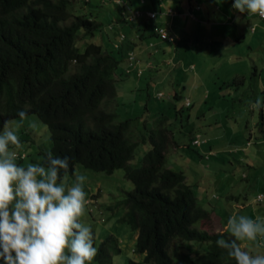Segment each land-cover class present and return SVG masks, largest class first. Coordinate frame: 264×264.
Masks as SVG:
<instances>
[{
	"label": "trees",
	"instance_id": "trees-1",
	"mask_svg": "<svg viewBox=\"0 0 264 264\" xmlns=\"http://www.w3.org/2000/svg\"><path fill=\"white\" fill-rule=\"evenodd\" d=\"M145 1L158 8V0ZM197 1L186 0L192 7ZM109 3L119 10L121 22L110 15ZM139 4L0 0V132L4 121L25 110L37 115L50 132L51 146L37 151V164H44L52 152L54 157L70 158L67 174L76 164L106 173L123 169L132 188L115 208L123 209L120 221L136 231L134 251L142 255L139 261L130 259V264H235L216 244L221 234L231 239L230 231L210 234L198 226L215 209L202 205L197 182H189L183 170L165 165L171 146L193 144L174 138L171 118L164 112L145 128V121L136 126L132 119H119L114 110L117 81L130 74L135 62L129 36L121 28L134 29L139 40L156 34L146 20L128 19ZM143 143L147 150L141 164L132 166L136 147ZM16 153L19 159L27 156L23 150ZM248 202L246 198L244 206ZM192 244L198 248L192 249ZM96 249L94 260L110 264L111 254L119 252L118 238L105 236Z\"/></svg>",
	"mask_w": 264,
	"mask_h": 264
},
{
	"label": "rangeland",
	"instance_id": "rangeland-1",
	"mask_svg": "<svg viewBox=\"0 0 264 264\" xmlns=\"http://www.w3.org/2000/svg\"><path fill=\"white\" fill-rule=\"evenodd\" d=\"M201 2L211 7L217 5L220 10L231 9L229 0ZM109 6L110 15L120 16L116 6L109 3L106 7ZM226 23L221 24L224 30L219 35L208 34L187 43L188 50L184 49L186 45L175 50L171 42L156 36L143 38L142 44L151 40L147 59L156 64L143 70L141 76L125 74L117 81L114 108L119 119H132L136 126L144 125L145 121V128L164 112L171 118L175 139L193 144L199 133L211 144L217 156L210 159H206L207 153L203 157L198 155L199 150L205 152L209 148L208 144L171 146L165 155L166 166L183 170L189 182H197L202 205L214 207L210 216L198 225L210 234L226 231L232 215L264 222V199L256 203L253 200L258 191H264V107L259 110L251 107L258 98L264 101V28L253 22L256 30L251 32L249 23L242 19L225 26ZM237 32L242 33L240 41L235 39ZM191 62L194 69H189ZM123 66L122 63L118 70H123ZM159 91L164 93L162 97L158 96ZM174 92L181 97H174ZM185 97L191 100L189 107L183 106ZM182 106L177 112L176 108ZM9 122L22 145L19 149L10 146V150L27 153L23 159L17 157L16 163L23 167L37 164L40 161L37 151L51 146L47 125L35 114H28L20 127H16L19 117ZM33 122L34 129L30 127ZM146 150L145 143L139 144L130 164L140 165ZM77 174L87 178L83 185L85 214L80 222L91 227L96 248L105 236L113 235L118 238L119 252L111 254L110 264H130V259H142L134 251L136 231L120 221L123 209L115 208L117 201L132 188L123 169L106 173L76 164L73 173L63 176L65 184H74ZM246 198L249 202L244 206ZM239 243L252 254L264 255V237ZM191 248L196 250L198 245L192 244ZM91 264L100 263L93 259Z\"/></svg>",
	"mask_w": 264,
	"mask_h": 264
},
{
	"label": "clouds",
	"instance_id": "clouds-1",
	"mask_svg": "<svg viewBox=\"0 0 264 264\" xmlns=\"http://www.w3.org/2000/svg\"><path fill=\"white\" fill-rule=\"evenodd\" d=\"M233 9L264 18V0H234ZM237 17V21H239ZM259 110L264 101L251 105ZM28 113L18 111L22 126ZM10 122L0 134V261L2 264H91L97 255L94 233L80 222L85 214L87 179L75 176L67 185L63 176L70 171V158L48 152L44 164L16 163L21 141ZM33 129L36 124H30ZM59 181V183H58ZM231 239L216 241L235 264H264V255L252 254L239 243L264 237V222L232 215L227 221Z\"/></svg>",
	"mask_w": 264,
	"mask_h": 264
},
{
	"label": "crops",
	"instance_id": "crops-1",
	"mask_svg": "<svg viewBox=\"0 0 264 264\" xmlns=\"http://www.w3.org/2000/svg\"><path fill=\"white\" fill-rule=\"evenodd\" d=\"M140 3L138 7H134L135 10H140L144 12L141 17L138 19L141 21H147L149 25L154 26V30L158 26H164L166 30L168 31L169 35L172 37V40H166L161 39L156 30V34L150 35L156 36L160 40H166L168 42H171L175 46V50L180 46H185L184 49L188 50L187 43L192 44L195 41H198L197 39L208 36V34L211 37H214V35H219L222 33L224 29H222L221 24L223 22H227L224 24L225 26L227 24H231L232 22L237 21V17L245 21V23H249L250 25V31H251V23H257L261 27L264 28V19L260 18L257 14H245L240 13L235 9H232L233 2L232 0H229L231 4V9H224L220 10L217 5L214 7L207 6L204 3L201 2V0L197 1L195 3V6L192 7L190 3H187L186 0H180L178 4H175L176 0H158V8H152L151 4L148 1L145 0H138ZM194 2V1H193ZM197 6H199L197 8ZM167 9H172V12L169 13ZM147 11H154L156 12V15L154 18H151L146 14ZM250 15V16H249ZM118 20L121 22V17L118 16ZM121 24H119L120 26ZM254 26V25H253ZM255 27V26H254ZM121 28V26H120ZM118 31L119 29L116 28ZM133 30V31H132ZM128 29V28H121V31H125L126 34H128V47L129 50L133 52V56L135 57L134 66L131 67V72L134 73L136 76L140 75L143 70H147L151 65H154L156 63H153L149 59H147V56L150 55V53L146 50H149V46H151L152 42L151 40L148 41L147 44H142V40L137 39L138 33L134 29ZM256 29L254 28V32ZM129 31V32H128ZM226 31V29H225ZM224 31V32H225ZM236 33L235 39L240 41L242 39V34ZM241 37H240V36ZM136 46L139 48V50L135 51ZM164 48V47H162ZM165 50V48H164ZM148 52V53H147ZM159 64V63H157ZM189 69H194V64L191 62L189 65ZM141 76V75H140ZM159 97H162L164 95L163 92L159 91L158 93ZM176 95V92L173 93V96ZM181 97V96H180ZM184 98L183 104L185 106L191 105V100L189 105L185 104ZM264 131V130H263ZM193 145L201 147L203 144H208V142L205 140V138H202V136L199 133H196V136L193 139ZM209 148L203 151H198V153L203 157L204 153L208 154V158H211L212 156L216 157L217 155L214 154V150H212L211 144H208ZM206 154V155H207ZM188 173L190 170H186ZM264 199V191H258L256 193L255 198L253 199L254 202H259ZM261 217V216H259ZM264 217V216H263ZM261 217V218H263ZM0 264H2V261H0Z\"/></svg>",
	"mask_w": 264,
	"mask_h": 264
},
{
	"label": "built area",
	"instance_id": "built-area-1",
	"mask_svg": "<svg viewBox=\"0 0 264 264\" xmlns=\"http://www.w3.org/2000/svg\"><path fill=\"white\" fill-rule=\"evenodd\" d=\"M116 2H118V3H124V0H116ZM232 2L234 3V0H232ZM199 6H197V8H198ZM167 11L169 12V13H171L172 12V9H167ZM144 12H142V11H140V10H130V13L128 14V19H130V20H133V19H135V18H139V17H141V15L143 14ZM146 14L148 15V16H150L151 18H154L155 17V15H156V12H154V11H147L146 12ZM245 14H247V13H245ZM248 15V14H247ZM251 15V14H250ZM249 15V16H250ZM258 15V14H257ZM259 16V15H258ZM260 17V16H259ZM260 18H262V17H260ZM262 19H264V18H262ZM253 29H254V26H252L251 27V31H253ZM156 32H157V34H158V36L161 38V39H166V40H172V37L168 34V31L166 30V28L165 27H163V26H159V27H156ZM123 37H120V39H122ZM185 104L186 105H189L190 104V101H189V99L188 98H186L185 99Z\"/></svg>",
	"mask_w": 264,
	"mask_h": 264
}]
</instances>
